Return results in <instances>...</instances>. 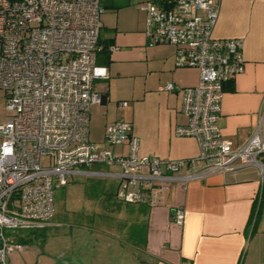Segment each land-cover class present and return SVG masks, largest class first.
<instances>
[{"label":"built area","instance_id":"2783aa9c","mask_svg":"<svg viewBox=\"0 0 264 264\" xmlns=\"http://www.w3.org/2000/svg\"><path fill=\"white\" fill-rule=\"evenodd\" d=\"M139 6L148 43L175 46L176 65L199 70L195 86L165 85L183 92L188 122L175 133L196 138L197 157L139 156L132 123L122 118L106 126L105 141L125 152L90 140L91 108L102 102L95 82L108 78L96 72L102 0H0V89L11 112L0 122V264L26 248L6 231L48 226L55 213L54 183L65 185L91 165L119 167L117 195L130 202L156 196L172 180H201L250 166L264 177V118L240 147L222 135L225 85L244 72L245 60L243 39L213 36L219 0H141ZM173 218L182 225L185 210L177 207Z\"/></svg>","mask_w":264,"mask_h":264},{"label":"crops","instance_id":"0c3cea01","mask_svg":"<svg viewBox=\"0 0 264 264\" xmlns=\"http://www.w3.org/2000/svg\"><path fill=\"white\" fill-rule=\"evenodd\" d=\"M140 1L102 0L105 11L101 17L96 72L107 74L108 78L95 82V89L102 96V102L96 105L110 108L113 102L120 101L119 107L126 106L127 101L121 97L133 96L137 89L133 85L127 90L130 81L145 80L148 87L151 76L159 77L162 84L145 90L161 98L154 106L157 116L149 123L150 127L145 123L132 131L139 139L138 155L165 161L197 157L196 138L175 133L178 125L188 122L182 110L183 92L167 91L165 85L195 86L199 70L178 67L175 46L148 43L145 18L133 17L131 13V9L141 10ZM213 36L243 39L245 70L226 83L219 119L223 137L240 147L249 140L264 110V0H219ZM188 69L197 72L191 81L184 74ZM117 119L120 118L111 122ZM106 144L103 147L116 153L126 151V147ZM92 166L95 165L86 168ZM104 167L103 171L84 170L83 174L117 183L115 209L118 211H106L100 218L91 216L93 222L97 220V229L77 226L85 231L78 232L75 238L79 256L86 251L83 246L87 244L103 246L111 253L113 259L102 264H264V177L257 167L212 173L201 180H172L164 190L156 189V196L147 193L140 202L120 199L117 195L120 179L114 176L119 167ZM108 193H103L104 201L111 196ZM177 207L185 210L182 225L173 218ZM52 219L39 230V236L43 237L44 230L62 224ZM29 232L16 233V240ZM36 239L22 251H28V245ZM57 261L51 258L41 264H63ZM71 263L94 264V261L83 263L76 259Z\"/></svg>","mask_w":264,"mask_h":264},{"label":"rangeland","instance_id":"374dc122","mask_svg":"<svg viewBox=\"0 0 264 264\" xmlns=\"http://www.w3.org/2000/svg\"><path fill=\"white\" fill-rule=\"evenodd\" d=\"M131 13L133 17L137 15L138 17H143V19L145 18V13L141 10L136 9L135 11L131 9ZM196 73L194 69L184 70V74L187 76L186 79L189 81L195 78ZM133 82L135 81H130L129 84L126 85L127 90L128 87L133 88V85L137 87L133 96L121 97L122 101H127L125 102L126 106L119 107L118 103L120 101H115L110 108H100L98 105H94L91 108L89 131L90 140L95 144L99 146L106 144V126L115 118H123L130 121L134 128L136 126L141 127L145 123H151L153 117L155 118L157 116V111L154 106L157 101H161V98H159L158 95L146 93L145 90H147L149 86H158L161 83L159 77H155L154 75L151 76L148 87H145V80H140L138 83ZM5 94V91L0 89L1 123L5 122L7 117L11 115V112L8 111L6 107L7 101ZM262 118H264V110L262 112L261 119ZM150 126L149 124V127ZM96 169L103 171L105 167L95 165L89 169L85 167L81 170L92 171ZM116 188V182L108 178H105V180H98L96 177L88 174L74 175L65 185H57L55 182L53 186L55 215L52 221L62 224L44 230V232H42L44 233V235L42 234L43 237L38 236V239L28 245V251H17L8 256V264H41V261L43 262L51 258L56 261L59 260L63 264H65V262L72 264V260L76 261V259L83 260V263H87L88 260L89 262L94 261V264L108 263L113 257L103 246L94 247L92 245L88 247L87 244H85L83 247L87 249L79 256L77 251V245H79V243H77V239L75 238L78 232H85L81 231L83 228L97 229V220L93 222L90 218L91 216L100 218V214L106 211H118L117 208L115 209L116 202H118L115 196ZM103 193L111 194V196L109 195L107 200L104 201L103 195L105 194ZM108 208H110V210H108ZM98 223L103 225L102 221ZM78 225H80L82 229L77 228ZM29 231H18L17 233ZM6 234L7 236L15 235L13 231H6ZM72 253H74V255Z\"/></svg>","mask_w":264,"mask_h":264},{"label":"trees","instance_id":"16d2710c","mask_svg":"<svg viewBox=\"0 0 264 264\" xmlns=\"http://www.w3.org/2000/svg\"><path fill=\"white\" fill-rule=\"evenodd\" d=\"M99 44H101V41L99 42ZM38 232H39V230H34V231L29 232L26 236H29V237L33 236V238H37L40 235V233H38ZM26 236L21 237L19 239V241L24 243V244H28V243H30L33 240L32 237L31 238H27Z\"/></svg>","mask_w":264,"mask_h":264}]
</instances>
